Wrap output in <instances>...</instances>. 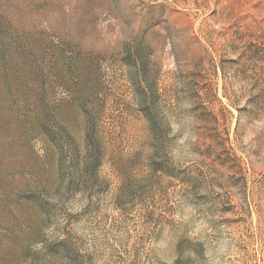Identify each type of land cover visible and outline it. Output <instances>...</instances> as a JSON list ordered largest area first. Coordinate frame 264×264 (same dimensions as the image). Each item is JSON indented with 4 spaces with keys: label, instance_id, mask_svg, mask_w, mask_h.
Masks as SVG:
<instances>
[{
    "label": "rangeland",
    "instance_id": "rangeland-1",
    "mask_svg": "<svg viewBox=\"0 0 264 264\" xmlns=\"http://www.w3.org/2000/svg\"><path fill=\"white\" fill-rule=\"evenodd\" d=\"M0 264H264V0H0Z\"/></svg>",
    "mask_w": 264,
    "mask_h": 264
},
{
    "label": "trees",
    "instance_id": "trees-1",
    "mask_svg": "<svg viewBox=\"0 0 264 264\" xmlns=\"http://www.w3.org/2000/svg\"><path fill=\"white\" fill-rule=\"evenodd\" d=\"M144 114H145V116H146V118H147V116L150 114L149 113V109H147L146 111H144ZM148 121H149V119H147Z\"/></svg>",
    "mask_w": 264,
    "mask_h": 264
}]
</instances>
